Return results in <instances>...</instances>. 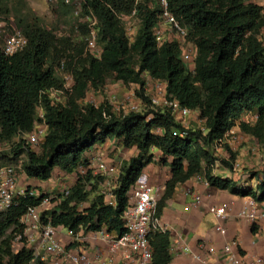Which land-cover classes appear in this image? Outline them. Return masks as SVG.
<instances>
[{
	"label": "trees",
	"instance_id": "16d2710c",
	"mask_svg": "<svg viewBox=\"0 0 264 264\" xmlns=\"http://www.w3.org/2000/svg\"><path fill=\"white\" fill-rule=\"evenodd\" d=\"M84 1L86 45L58 39L38 23L23 27L28 41L23 50L8 56L0 42V142L13 141L19 133H32L42 109L48 125L43 143L34 149L23 141L12 152L16 158L27 155L23 171L29 179L48 182L57 168L72 175L80 166L88 167L86 153L97 146L117 144L138 154L123 162L120 184L114 191L116 206L99 195L88 208L79 210L95 187L84 190L85 183L93 179L88 171L79 176L68 197L57 200L54 211L43 213V222L75 233L81 228L95 231L106 226L122 236L127 232L124 212L128 193L153 162L155 151L163 156L160 163L171 170L158 201L159 217L177 186L200 174L211 188L264 203V179L256 191L238 188L231 173L225 171V176H231L226 179L219 175L223 167L233 168L235 156L221 160L220 168L216 155L220 141L237 125L264 145V6L245 0H167L168 10L189 29V39L197 47L193 74L188 72L176 41L158 45L154 27L161 10L150 8L142 0ZM135 10L141 25L132 40L122 16H130ZM87 18L97 20L100 57L88 49ZM61 64L75 78L66 103L53 102L44 94L63 88ZM111 77L124 88L139 86L140 97L147 77L163 82L167 96L198 113L205 127L185 128L170 111L155 110L148 97H144L146 108L142 113H126L108 104L84 105L88 91L106 92ZM250 112H256L258 119L252 124L240 122ZM152 113L153 119L148 120ZM104 114L111 118L106 119ZM155 130L162 134L157 136ZM224 148L231 151L226 144ZM10 154H2V160ZM45 196L20 198L18 206L0 213V234L6 236L13 228L0 244V264H42L27 246L21 219L28 207L40 206ZM252 231L256 233L255 226ZM18 237L24 246L14 251L13 241ZM151 246L152 264H172L169 232L155 233Z\"/></svg>",
	"mask_w": 264,
	"mask_h": 264
},
{
	"label": "built area",
	"instance_id": "2783aa9c",
	"mask_svg": "<svg viewBox=\"0 0 264 264\" xmlns=\"http://www.w3.org/2000/svg\"><path fill=\"white\" fill-rule=\"evenodd\" d=\"M70 3L71 0H65ZM161 1V14L158 22L154 27V35L158 45H162L167 41H176L181 48V56L187 66L189 73H195L194 61L196 59L198 50L193 42L190 41V31L183 26L180 21L168 10L167 0ZM264 2V0H260ZM137 3L140 0H136ZM137 16L136 10L130 16H122L123 21L129 20ZM90 29V36L88 37V49L96 57L101 56V49L97 44L96 18H87ZM126 33L129 39H135L137 28L126 23ZM28 41L22 32H16L10 35L4 45V52L11 56L23 50ZM59 70L62 73L63 88L52 89L45 92L53 102L66 103L67 97L72 93L75 85V78L72 73L65 70L64 64H61ZM146 92L153 90L151 95H147L150 99L151 105L157 110L170 111L185 128H188L187 121L192 116L200 118L199 114L188 108L183 107L177 100L170 99L166 94L165 84L159 80H154L147 77ZM107 93V92H106ZM107 101L103 104H108L116 110L124 109L126 113H142L146 108L143 97L137 96L135 92H127L123 96L116 94L109 95ZM95 107H100L103 104L90 102ZM106 119L111 118L104 114ZM154 114L149 115L148 120L153 119ZM40 121L37 123L32 133H19L12 141L13 146H3L0 142V156L13 150L14 147L21 144L23 141L25 145L36 149L41 145L47 136L48 125L46 124L45 114L42 109L39 112ZM258 119L256 112L246 113L240 122L252 124ZM239 125L228 131L225 138L218 144V151L229 145L230 139L233 137L235 130H238ZM181 137H186V133H180ZM221 148V149H220ZM106 150V148H104ZM98 153L93 156L92 161H89L88 167L80 166L85 171L80 172L83 177L91 171L92 181L84 185L85 191H90L96 184L97 178H102L100 186L103 188L101 195L109 204L116 206V195L114 191L118 189L121 176V165L116 161H110L106 158V153ZM221 164L217 161V167ZM240 164L234 163L232 170L238 171ZM221 168V167H220ZM218 174V171L215 172ZM225 179V171L219 174ZM25 177L23 171V163L18 166H5L0 164V213H5L12 207L19 205L20 198L27 196L41 198L46 195L38 207H28L26 214L22 217L21 223L25 228L24 235L27 239V246H31L34 252H37L36 257L42 264H152L153 249L151 246V237L158 232H169L168 225L163 224L161 216L157 215L158 208V192L159 188L152 186L150 177L146 173H142L137 179L134 186L128 193L129 204L124 212V223L127 232L119 236L116 232H110L106 226H101L95 231H86L84 228L78 233L64 227H55L51 223L43 222L42 207L50 205L52 198L50 193H42L36 188L25 186L22 180ZM202 179V175L196 176ZM208 185V182L205 180ZM71 188L64 190L60 197L66 198L70 195ZM192 206L201 207L203 205L202 196L193 192ZM252 198V197H251ZM253 199V198H252ZM111 200V201H110ZM259 204L254 199L251 207L246 208L239 215L252 222L264 217V213L259 212ZM231 205L223 203L219 205H212L207 207V211L216 220L215 232L220 236H227L228 229L225 222L231 215ZM185 211H190V207H185ZM65 232L71 239L69 245H64L58 238L59 234ZM20 238V237H18ZM99 247H106L101 250ZM29 248V247H28ZM31 248V249H32ZM98 248V249H97ZM100 249V250H99ZM190 252L187 247L184 249ZM210 254H216V247L209 248ZM223 256L231 264H261L262 259H254L253 261L245 262L244 257L240 254L239 245L237 241H232L227 244L222 251ZM198 261L206 264V261L201 257L193 256Z\"/></svg>",
	"mask_w": 264,
	"mask_h": 264
},
{
	"label": "rangeland",
	"instance_id": "374dc122",
	"mask_svg": "<svg viewBox=\"0 0 264 264\" xmlns=\"http://www.w3.org/2000/svg\"><path fill=\"white\" fill-rule=\"evenodd\" d=\"M143 3L149 5L150 8H158L161 10V1L160 0H142ZM247 2H252L253 0H245ZM258 1L262 6L264 2ZM85 1L84 0H71L70 3H67L65 0H0V42L1 46H4L6 39L13 35L16 32H23V27L28 23H38L44 27L47 31L51 32L58 39L67 38L70 39L74 45H86L87 34L83 32V24L86 21L85 17L87 14L84 10ZM125 23L139 28L141 25V19L136 16L129 20H125ZM264 39V36L262 37ZM86 49V46H85ZM60 76V75H59ZM108 89L106 92L95 91L90 89L87 93L86 100L83 102L86 103H98L103 104L107 100V97L111 94H116L119 96L125 95L127 92H135L137 96H141L139 93V86L133 87H122L114 77H111L108 80ZM147 88H145L146 90ZM139 93V94H138ZM153 90L145 91L143 93V98L147 95H151ZM86 102V103H85ZM119 114V113H117ZM188 128L200 129L205 127V121L200 118L192 116L191 119L187 121ZM154 133L157 136H160L162 133L160 130H155ZM3 146L12 147V141L1 142ZM116 146V147H115ZM115 146L109 144L104 151L107 155L106 158L110 161L118 162L121 167L123 162L130 160L131 158L137 156L138 152H130L125 150L121 145ZM228 148L231 151H227L224 147L222 151L216 153L219 157V161L231 160L232 156H235L234 163L240 164L239 170L235 171L231 168H222V170L231 173L233 176L234 183L246 184L245 182L250 181L252 178L258 177L256 180L255 190H257L258 184L260 185L263 181L258 175L262 174L264 177V145L260 143L256 138H253L247 134H244L238 130H235L233 137L230 139ZM221 149V148H220ZM13 150L10 152L11 157H5L2 160L0 157V164L5 166H17L20 163H23L27 159L26 154H21L18 158L12 156ZM9 155V154H8ZM154 159L151 164L157 165L161 168H166L160 163L163 156L159 152H153ZM93 156L89 158V161H92ZM221 167V164H219ZM85 171L84 168L77 170L76 179L81 175L80 172ZM252 176V177H251ZM250 177V178H249ZM104 180V179H103ZM102 178H97V184L94 187V190L90 192L88 201L79 205V210L84 211L90 206V203L99 195L103 188L100 186V182L103 181ZM58 182L62 183L60 189H55L49 195L55 201L51 200L50 205H45L42 207V212L54 211L56 204L60 199L61 193L64 190L69 188L71 180L68 179H55L53 185ZM240 184V185H241ZM248 188L246 186H243ZM59 197V198H58ZM58 200V201H57ZM111 201V200H110ZM13 229V228H12ZM12 229L6 232V236L9 235ZM5 235L0 234V244L6 237ZM23 243L20 238H17L13 241L14 251H18L23 247Z\"/></svg>",
	"mask_w": 264,
	"mask_h": 264
},
{
	"label": "crops",
	"instance_id": "0c3cea01",
	"mask_svg": "<svg viewBox=\"0 0 264 264\" xmlns=\"http://www.w3.org/2000/svg\"><path fill=\"white\" fill-rule=\"evenodd\" d=\"M252 2L261 5L256 0ZM102 150H104L102 146L91 149L86 153L87 159L90 156L97 155ZM143 173L149 175L152 186L159 188L157 195L159 200L164 194L166 182L171 177L170 168L166 167L163 170V168L157 165L150 164L145 168ZM76 176L77 171L72 175H68L57 168L55 169L53 178L48 182L29 179L25 176L22 184L36 188L42 193H51L55 189H60L62 186L61 182L55 183L54 186L55 179L69 178L71 180L69 188H71L77 181ZM258 176L264 179L262 174ZM224 177L225 179L231 178L230 175ZM201 178L194 177L186 183L178 185L173 196L167 201L161 216L163 224L168 225L169 233L171 234L172 264H203L201 261L195 259L193 257L194 255L204 259L206 264H231L223 256L222 251L232 241H237L240 254L244 257L245 262L262 259L261 264H264V217L258 219L256 222H252L239 216L244 209L251 207L253 199L251 197L243 198L236 196L229 191L211 188L205 183V176L202 175ZM257 179L258 177L252 178L243 185L237 182L236 184L238 188L249 186V189L256 191L254 188ZM193 192L202 196L203 205L201 207L192 206ZM223 203L230 204L232 208L229 219L224 223L228 229V235L225 237L215 232L214 228L217 220L207 211L208 206ZM185 207H190V211L186 212ZM259 212L264 213V203L259 204ZM254 226L256 233L252 231V227ZM58 238L64 245H69L72 242L65 232L60 233ZM28 247L32 248L30 245ZM187 247L190 249V252L184 251ZM210 247H216L217 253L210 254L208 251ZM99 248L101 250L106 249V247Z\"/></svg>",
	"mask_w": 264,
	"mask_h": 264
}]
</instances>
